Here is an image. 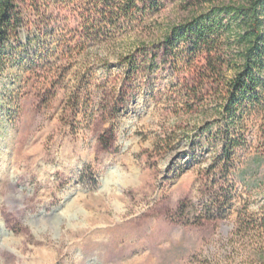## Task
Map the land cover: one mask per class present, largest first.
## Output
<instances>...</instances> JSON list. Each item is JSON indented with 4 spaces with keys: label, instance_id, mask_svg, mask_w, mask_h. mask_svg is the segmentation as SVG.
<instances>
[{
    "label": "rangeland",
    "instance_id": "obj_1",
    "mask_svg": "<svg viewBox=\"0 0 264 264\" xmlns=\"http://www.w3.org/2000/svg\"><path fill=\"white\" fill-rule=\"evenodd\" d=\"M179 1L85 48L72 5L18 1L0 67V239H18L21 264H264V234L239 230L264 214V164L259 189L225 177L219 123L202 130L214 99L189 113L176 96L189 74L163 36L186 18ZM246 136L264 154L258 126Z\"/></svg>",
    "mask_w": 264,
    "mask_h": 264
},
{
    "label": "trees",
    "instance_id": "obj_2",
    "mask_svg": "<svg viewBox=\"0 0 264 264\" xmlns=\"http://www.w3.org/2000/svg\"><path fill=\"white\" fill-rule=\"evenodd\" d=\"M18 1L0 0V67L10 40L24 22ZM49 1L60 7L73 6L79 29L85 33L83 48L116 37L125 26H140L164 9V0ZM178 7L186 18L163 36L164 50L174 58L178 75L189 74L182 85L177 77L181 88L176 96L184 100L189 113L205 107L208 111L206 102L214 99L209 111L218 120L205 122L202 128L212 133V123H219L214 134L221 138L217 144L220 152L212 162L225 177L234 176L247 190L259 189L262 143L254 146L246 130L258 126L259 141L264 143V0H180ZM211 144L216 147L215 142ZM253 149L249 162L238 168V154ZM239 225V230L252 228L261 236L264 214L249 221L239 219ZM257 249L264 256V244Z\"/></svg>",
    "mask_w": 264,
    "mask_h": 264
},
{
    "label": "clouds",
    "instance_id": "obj_3",
    "mask_svg": "<svg viewBox=\"0 0 264 264\" xmlns=\"http://www.w3.org/2000/svg\"><path fill=\"white\" fill-rule=\"evenodd\" d=\"M33 231L35 232L37 231V229L33 227ZM223 231L227 233L228 231H230V228L226 226ZM56 235V233H53L54 238ZM4 253H9L18 257L19 259H17L16 264H21L23 257L21 256V252L19 249V241L15 236L9 235L7 238L0 239V254Z\"/></svg>",
    "mask_w": 264,
    "mask_h": 264
}]
</instances>
